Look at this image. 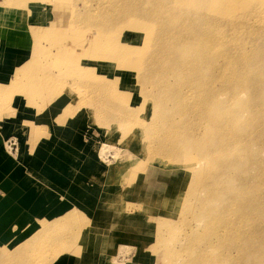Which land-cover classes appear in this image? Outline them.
Returning a JSON list of instances; mask_svg holds the SVG:
<instances>
[{
	"label": "rangeland",
	"instance_id": "1",
	"mask_svg": "<svg viewBox=\"0 0 264 264\" xmlns=\"http://www.w3.org/2000/svg\"><path fill=\"white\" fill-rule=\"evenodd\" d=\"M196 1L0 0L1 31H25L29 44L18 68L0 74V177L11 173L7 157L24 149L25 189L47 195L7 200L0 186V264H264V83L256 93L235 86L233 96L214 87L200 126L194 100L182 98L180 69L166 79L179 101L159 112L137 72L116 61L126 45L138 47L146 67L152 57L171 58L166 50H193L200 34L192 19L200 16L184 8ZM170 16L178 20L173 38ZM96 32L107 36L112 58L84 56ZM91 67L107 79L78 77ZM167 114L176 125L170 141ZM42 141L46 152L61 141L84 155L74 162L54 151L34 168ZM242 205L245 221L224 238L220 225L239 222Z\"/></svg>",
	"mask_w": 264,
	"mask_h": 264
},
{
	"label": "bare ground",
	"instance_id": "2",
	"mask_svg": "<svg viewBox=\"0 0 264 264\" xmlns=\"http://www.w3.org/2000/svg\"><path fill=\"white\" fill-rule=\"evenodd\" d=\"M214 1L215 0H213V3H215ZM175 2L176 1L171 2L173 7L180 6L178 5L179 3L184 6L183 2H179L178 4L177 2ZM238 2H236L235 0H219L215 4H213L211 1L210 5L209 2H205L204 0H197L195 3H192L189 6L185 5L184 9H187L188 13L193 17H195L197 14H199L200 16V19L198 20L200 23L197 22L196 19H192V23L194 25L192 28H198L200 34L198 43L195 44L196 46L193 50H166L168 54L172 55L170 56L171 58H165L164 60L162 57H152L151 61H149L146 67V63L144 61L145 59H143L144 54H140L141 52L140 50H138V47L126 45L122 46L124 48L122 49L121 47L122 50L118 53L116 59V61L118 62L117 64L120 66V68L122 66L127 69H134L137 72L138 81L140 83L143 81L140 84L142 88L141 91L144 90V95H146L147 98L152 99V101H154L157 106L160 107L159 112H161V110L163 112L164 108H170V101H179V97L176 95L177 89L171 87L169 83L167 84L166 79H168V74L171 73L170 71L180 69L182 75L180 74L179 77L182 80V85L186 87V91L183 92L182 98L185 100H187L188 98L194 100L193 104L191 103V106H193L191 108L193 111L198 112V124L201 126V116L205 114L206 118H208V114L210 111L207 105L209 103L208 96L210 97L212 95L214 87L218 86L220 89L224 90V92L233 96L232 89L235 86L241 87V90H243L244 92L245 88H247V90L251 91L252 93H256L255 90L258 89V86L264 83V38L263 40L260 38L263 42H258V30L262 26V29L264 28V0H245V6ZM237 4H240L242 7L244 6L245 13L244 8L242 9L240 5V7H238ZM89 8L91 9L90 11L94 10V8ZM239 8H241L243 11ZM164 11L165 12H162V14H166L165 6ZM241 11L243 12V14ZM241 15H245V25L242 22L243 20L240 19ZM190 20L191 19H189V21ZM177 21L178 20H175L173 16H170L167 20L168 34L170 38H173L177 34ZM226 25L228 26V28L226 27ZM145 29L148 31V28ZM98 33L99 32H96V35L92 36V38H85L84 47H88V49L84 51V56H89L95 59L112 58V52L110 51V53H108V50L106 49L108 47L107 36L105 34L103 35L102 33ZM183 42L191 43L190 40H183ZM114 44L117 43L114 42ZM91 48H97L99 50L91 51ZM94 51H96V54L94 53ZM134 52L137 55V59L131 61L130 55ZM135 53L133 55H135ZM33 64L34 61L29 59L25 64H23L20 71L23 72V67ZM94 72L95 71L91 67L90 69H86L84 76L78 75V77L85 78L88 75L90 80H98V78L107 79L106 77L98 75ZM40 79L41 76H37L38 83H41ZM148 84L152 86L151 91L147 89ZM231 96L227 97L230 98ZM250 108L252 109V107ZM179 109L184 113L190 111L183 106ZM166 117L168 119H165ZM163 121L167 123V128H165L162 132L167 136V139H165L167 141H170V133L176 126L174 125L175 121L173 120V118H170L168 114L167 116L164 115V120H161V122ZM160 127V125L157 126V129H160ZM156 132H158V130H156L155 133ZM178 148L179 147L177 146L176 150H178ZM106 150L104 151L103 149V152L100 153V159H105V157H107L108 151ZM169 151L173 154L172 150ZM126 155L121 156L126 159ZM205 158L201 159V162L206 160ZM241 215V219L239 218V222L237 223L235 221L233 222L227 219L222 222V226L220 225V227H222V233L225 232L226 234V237L224 238H231L233 232L238 231V228L245 221V207L242 208ZM253 237L254 233L251 232V237L248 235L247 238L248 240H250Z\"/></svg>",
	"mask_w": 264,
	"mask_h": 264
},
{
	"label": "crops",
	"instance_id": "3",
	"mask_svg": "<svg viewBox=\"0 0 264 264\" xmlns=\"http://www.w3.org/2000/svg\"><path fill=\"white\" fill-rule=\"evenodd\" d=\"M2 11L3 10H1L0 13H3ZM27 37L28 36L25 34V31H20L17 29L13 32H10V30L4 32L1 31L0 29V50H3L1 51V53L3 52V56H4V57L2 56V58L0 59V74L9 73L11 70L15 71L18 68L17 64H19V62H21L27 54L25 50L26 48H28L29 45L27 41L28 40ZM43 142L45 141L39 143L41 147L40 151H38V145L34 147V150H37V152L34 154L32 159L34 168H36V166L41 167L43 160H48L51 157H53L54 151L55 152L60 151L59 153H57L58 158L59 157L61 158V152H63L65 159L70 158L74 162L78 160L77 153L84 155L83 151L80 152V150H77L72 146L71 148L69 147V150L67 151L66 149H64V146L68 147V144L61 141L58 142V144L51 142V145L47 148V152L50 151L52 153L48 154L45 151L46 144L43 146L44 144ZM56 145H58V149L56 148L54 150V147H56ZM23 150L21 149V153L19 154L17 159L11 156L7 157L8 160H10L11 162V164L8 166V167L11 166V173L5 175L6 170H3L5 165H2L3 174H1L0 177V186L2 187L1 191L5 199L6 196L8 197L7 200H10V197H13L16 200L21 199V201H23L22 198L26 199L27 194H29L28 197H30V195H33L36 199L42 200L43 196L47 197V195L45 194L44 191L38 189L37 186H34L33 189H29V190L25 189L26 185L24 184V182L28 181V179L25 176H23L21 171L22 170L21 162L26 157V155L22 153ZM1 151L3 154L5 153L4 150ZM43 152H46L45 157L43 156ZM68 153H70V155H67ZM82 158L83 157H81V159ZM79 162H77V164ZM81 164H83V162H81ZM25 190H27L26 193ZM23 194H26V196ZM6 206H7L6 202L2 200L0 208L4 210V207L6 208ZM7 208L9 209V206Z\"/></svg>",
	"mask_w": 264,
	"mask_h": 264
}]
</instances>
